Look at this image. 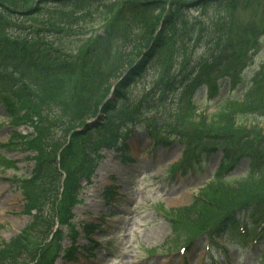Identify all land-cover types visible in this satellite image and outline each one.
<instances>
[{
	"label": "rangeland",
	"instance_id": "374dc122",
	"mask_svg": "<svg viewBox=\"0 0 264 264\" xmlns=\"http://www.w3.org/2000/svg\"><path fill=\"white\" fill-rule=\"evenodd\" d=\"M170 1L164 0V3L167 5ZM94 3L86 12L66 9L51 10L49 14V7L43 11L47 25L50 22L53 28L64 26L51 36L40 37L38 49L54 46L61 52L56 63L67 56L70 60L67 67H71L69 74L63 75L62 65L40 59L39 67L30 70L32 82L41 93L44 132L40 134L26 124H13L0 103V163L8 164L3 170L0 167V246L23 238L24 252L19 264H36L33 261L40 247L45 248L44 262L51 264H215V260L218 264H257L255 259L262 253L264 240L252 245L246 241L247 233L241 226L239 231L229 230L227 238L219 237L226 253L212 242L209 232L213 225L206 227V224L215 215L219 216L221 209L206 210L208 204H204L201 210L205 216L197 223L186 222L176 211L190 205L199 191L209 185L218 171L221 150L208 157L205 153L200 168H180L178 162L182 160L184 144L173 136L167 138L169 143H165V138L152 140L142 128L152 118L163 123L166 113L155 109L137 119V124L128 126L129 131L114 132L117 136L114 142L100 134L106 130L104 127L125 123L121 121L128 118L127 114L132 116V105L142 97L153 95L152 99H158L159 92L173 79L175 68L180 70L175 78L190 74L198 67V61L215 49L224 31L230 40L225 56L231 57V66H238L243 77H251L256 71L262 75L264 0H242L236 8L228 5L227 17L213 14L211 6L206 11L182 7L179 21L166 30V50L139 70L128 88L127 100H119L116 89L145 54L139 58L134 56L136 62L131 67L127 63L137 49H144L145 41L159 34L169 9L159 14L157 10H144V5L134 6L138 13L124 14L117 21L122 0ZM11 25L47 28L33 18H10L6 27L8 35ZM191 32L194 37L189 42ZM182 44L184 49L177 55L175 48ZM213 77L219 89L217 97L207 94V83L198 87L194 95V101L206 115L218 110L220 98L239 96L243 90L240 85L233 91L230 78L219 71ZM181 91L170 93L163 102L165 107L180 105ZM259 99L263 105L259 111L246 116L248 126L260 123L264 127L261 94ZM182 102L188 105L189 97H183ZM110 109H116L115 114L121 121L107 120ZM130 121L126 122L130 124ZM17 132L22 138L32 136L43 147L51 144L54 156L65 160L76 171L81 184L77 196L72 193L70 198L65 193L52 199L48 191L47 197H35V212L32 215L28 212L31 205L20 186L36 169L35 159L42 156L33 147L12 144ZM188 132L183 130L184 134ZM88 133H93L94 144L90 147L82 142ZM257 135L250 137L253 146L264 151V135ZM198 136L196 133L188 139L193 141ZM233 139L236 141L238 137ZM121 143L130 146V160L117 150ZM87 151L92 153L91 157ZM248 164L249 159L243 158L229 178L243 177ZM258 195H264V184ZM88 223H93L90 234L84 230Z\"/></svg>",
	"mask_w": 264,
	"mask_h": 264
},
{
	"label": "trees",
	"instance_id": "16d2710c",
	"mask_svg": "<svg viewBox=\"0 0 264 264\" xmlns=\"http://www.w3.org/2000/svg\"><path fill=\"white\" fill-rule=\"evenodd\" d=\"M99 1L104 0H0V103L6 109L13 124L28 123L33 129L36 128L35 130L40 134L45 129L41 112L42 107H40L42 105L41 93L39 88H36L37 84L34 81L32 82L30 70L33 67H39L37 62L40 59H45L51 63H56L59 59V54L61 53L59 49L51 45L52 49L39 50L38 43L41 42L40 37L51 36L52 33L59 31V28H63L64 24H60L57 28L51 27L50 22L47 25V16L43 12L44 9L49 7V14H51V10L60 11L66 9L86 12L93 7L94 2ZM241 1L171 0L170 4L166 5L164 0H122V4L116 13L117 21L124 14L138 13L135 7L140 8L142 5H144V10H157L159 14H164L167 8L169 12L165 16L166 20L159 34L155 38L151 37V39L145 41L144 49H137L135 54L130 57L127 64L131 67L136 62L134 56L139 58L145 54L144 59L130 70L125 81L117 87L115 96L119 100H127L130 96L128 88L136 79V76L140 72L139 70L149 63V60L153 59L155 55L163 54L168 45L166 30L169 29L171 24L173 25L179 21L178 18L183 14L182 7H199L204 8V11H206V8L211 6L213 7V14L216 16L222 14L227 17V13L229 12H227L228 5L236 8V4ZM10 18L16 20L19 18H33L34 21H41L43 26L47 25V28L33 29L29 27V29H26L21 25H11V34L9 36L6 33V27L9 24ZM262 33H264V30ZM193 37V32L189 33V42ZM213 43L215 42L213 41ZM182 45L175 48L177 55L183 51L184 45ZM229 46L230 40L224 31L220 41L216 43L215 49H212L207 56L200 59L198 67H194L190 74H181L180 76L182 77L180 79L179 76L175 78L176 73L180 71L175 68V71L173 70V79L166 83L162 92H159L158 99H152L153 95L142 97L136 104L132 105V116L127 114L128 118L121 121L125 123L114 125L118 126V128L104 127L107 131L102 130L103 133L100 134L113 142L115 137L114 132L119 133L123 129L127 130L128 126L131 125L126 123L127 120H131L130 123L135 122L141 116H144L146 112L155 109L165 112V118L163 123L158 118H152L151 122L145 121L147 125L144 126L149 129L148 131L162 134L165 130H168L165 132L175 134L181 142H184L189 136L193 137L198 133L199 136L195 138V142L200 143L203 147H207L210 144H218L222 140L219 143L227 150L223 158V164L219 167L209 185L200 191V198H195L188 206L176 209L178 215L181 214V217L186 222L191 223L202 221V216L205 215L201 208L206 203L208 204L206 210L216 211L221 209L220 215L217 217L215 215L206 224V227L213 225L209 233L213 237L222 236V234L227 233L228 229H232L231 227L235 226L236 222H239L241 214H247V220H254L253 223L256 221V216L260 220L264 218V216L260 217L259 215V211L264 215V195H258L264 184V151L260 148L258 149V147H254L250 139L253 134H258L257 136L264 135V127H261L260 123L248 126L245 121L247 115H252L259 111L263 105L259 97L261 94L264 100V78L256 83V77H259V74L252 78L242 77L241 71H236L228 65L225 75L230 77L233 83V90L240 85L242 86L244 92L241 99L240 96H229L220 99L219 106L217 107L218 110L212 115H205L194 101L197 88L203 86L205 83L211 86V91L214 95H218L217 81L213 76L218 71L220 73L224 72V64L229 60V56H225L226 49ZM145 51L147 52L145 53ZM54 56L58 58H54ZM60 61L56 64L62 65L63 75H68L71 70V67H67L69 65L67 61H70L69 57L63 56ZM40 69L42 70V68ZM180 90H182L181 98L179 99V101L181 100L180 105L176 108L165 107L163 102L168 98L169 94L173 95L172 93ZM185 96L189 97L188 105H183L182 101ZM112 108H115V105ZM111 109L108 111L107 120L110 122L113 120L114 122L118 121L119 118L115 114L116 109ZM183 126L184 131L189 130L187 134L183 133ZM92 135L93 133H88L87 136L82 137V142L85 146L90 147V145L94 144L91 139ZM234 136L238 137L236 141L233 139ZM14 137L15 140L11 141L12 144L19 147L24 145L25 148L33 147L37 154L42 156L41 159H35L36 169L30 177L23 181V185L21 186L28 203L31 205L28 208V212L33 213L36 208L33 204L35 197H47L48 191H51L52 199H56L60 195L63 196L65 193L70 198L73 197L72 193H74V196H77L81 187L77 173L71 170L65 160H58L57 156H54L51 144L43 147L32 136L27 137L24 135L22 138L19 132ZM127 147L124 145L119 151L123 153V158L130 159L131 155ZM235 147L237 148L235 149ZM87 156L91 157L90 151L87 153ZM201 156L202 152H197V149H195L192 153L187 154L185 159H189L190 157L199 158ZM245 157L250 160L246 174L240 179L232 180L229 178L231 172ZM226 164L228 165L227 167ZM0 167H8V164L0 163ZM64 176L65 180L63 182L62 177ZM53 222L54 218L49 222L51 230L53 229L52 226H54ZM90 228L91 225L85 227L87 234L92 232ZM254 237H264V228L259 234L256 233ZM22 241L23 238L18 237V239L10 241L3 247L0 246V264H19L24 252L21 246ZM44 250L45 248L43 247L38 249L37 257L34 259L36 264H51V262H44V259H46L44 258Z\"/></svg>",
	"mask_w": 264,
	"mask_h": 264
}]
</instances>
